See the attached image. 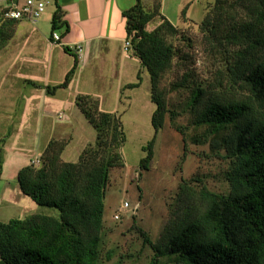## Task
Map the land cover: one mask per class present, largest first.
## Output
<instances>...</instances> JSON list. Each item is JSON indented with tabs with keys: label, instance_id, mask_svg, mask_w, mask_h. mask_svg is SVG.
I'll return each mask as SVG.
<instances>
[{
	"label": "trees",
	"instance_id": "1",
	"mask_svg": "<svg viewBox=\"0 0 264 264\" xmlns=\"http://www.w3.org/2000/svg\"><path fill=\"white\" fill-rule=\"evenodd\" d=\"M206 8L197 26L218 56L211 80L187 66L194 41L184 30V23H192L186 7L180 12L182 25L161 13L160 0L149 7L136 0L123 12L129 52L149 76L155 136L168 119L184 137V126L175 120L187 114L196 131L190 135L192 143L207 144L209 155L225 164L222 190L199 177L181 179L157 239L132 216L131 228L151 251L148 264H264V0H213ZM18 21L0 13V49ZM62 28L64 35L69 26L57 6L51 43L52 34ZM63 50L73 63L59 84L46 86L48 93L66 88L77 69L78 54L67 45ZM169 73L173 80L164 84ZM138 79L126 86H138L140 73ZM171 94L180 102L169 100ZM75 104L93 127L94 140L76 161H65L61 154L67 143L50 139L37 164L19 169L21 192L58 213L0 221V264H125L135 256L104 244L106 188L111 171L124 166L120 115L102 110L87 93H78ZM154 138L143 146L138 179L150 168ZM2 162L0 154V174Z\"/></svg>",
	"mask_w": 264,
	"mask_h": 264
},
{
	"label": "rangeland",
	"instance_id": "2",
	"mask_svg": "<svg viewBox=\"0 0 264 264\" xmlns=\"http://www.w3.org/2000/svg\"><path fill=\"white\" fill-rule=\"evenodd\" d=\"M212 3L213 0H184L186 15L192 21V23L190 21L184 23V30L194 41V50L187 66L196 76L208 80L212 79L217 69L218 56L209 45L203 42L202 33L197 24L204 17L206 7L211 6ZM175 4L176 2H173L168 10V15L172 20L177 19ZM48 6L46 10L51 14L52 6ZM26 26L37 31L33 38L36 41L39 37V39H44V42L49 37L50 18H42L35 25L27 24ZM152 27L153 24L147 26L148 29ZM16 30L17 26L13 36ZM56 31L59 32V30ZM12 38L0 49V139H4L3 144L0 145V154L3 159L0 174V221L2 222L10 218H25L38 212L57 215V209L38 205L21 192L17 182V173L29 162L37 164L43 146L50 139L66 142L67 145L61 157L65 161H76L82 148L92 142L95 137L93 127L73 101L66 103L65 108L59 110L64 117L58 119L55 115L58 112L56 110L49 112V118L43 115L44 108L40 107L38 103L40 100H37V96H33L35 100L31 103H27L26 99H21V97L18 98L23 90V85L18 79L21 58L17 57L21 43L18 37L13 41ZM18 59L19 62L14 66ZM9 60H11L9 65L12 64L17 71H6L5 66ZM129 62V68H125L122 74L125 85L120 88V91H116L115 88L117 72L105 73L99 80L100 73L88 67H83L79 72L75 71L73 77L77 79L75 81L71 79V87L68 90L56 89L48 93L47 85H42L40 88H43L45 96L53 98L54 103H57L56 99L61 97L69 100L68 95H72L82 82H85L86 87L89 86L95 90L99 82L102 84L106 76L109 77L101 93L103 104H100L96 95H91L99 101L102 110L120 115L125 141L120 147L124 166L111 171L110 181L106 188L104 244L107 249L117 247L119 253L126 251L135 255L132 260L125 261V264H148L151 251L142 244L139 235L131 228L132 216L135 217L137 224L148 232L152 240L157 239L169 216L168 206L176 194L181 179L199 177L212 189L222 190L225 187L222 177L225 164L209 155L207 144L192 143L190 137L196 131L189 124L187 114H182L175 120L177 125L184 126V137L168 119L155 136L151 125V115L155 105L150 99L149 76L144 70V72H137L134 69L136 65L134 66L132 61ZM139 73L140 84L127 87L129 82H138ZM171 80H173V73H169L163 83ZM54 92L55 97H53ZM174 97L175 95L171 94L169 100L175 101ZM47 102L45 107L54 108L52 101L47 100ZM153 138V159L150 168L142 171L141 178L138 179L139 163L146 153L143 146ZM124 202H127L129 206L124 207ZM115 214L119 215L118 219L114 218Z\"/></svg>",
	"mask_w": 264,
	"mask_h": 264
},
{
	"label": "crops",
	"instance_id": "3",
	"mask_svg": "<svg viewBox=\"0 0 264 264\" xmlns=\"http://www.w3.org/2000/svg\"><path fill=\"white\" fill-rule=\"evenodd\" d=\"M140 1L145 7H149L154 0ZM173 2H176L175 6L177 11V19L175 20H172L168 15V10ZM135 3L136 0H52L49 5L52 6L53 11L57 6L60 8L63 12V19L67 21L69 26L68 32L64 35H61L64 28L59 30L58 33L61 35V41L57 44L50 42V34L44 42V39H39V37L36 41L33 38H35L37 31L34 28L30 29L26 26L27 24L33 26L35 23L26 19L19 20L16 33L12 38L13 41V39L16 40L18 37L21 43L20 50H16L18 53L17 57L20 56L21 61L19 62L18 59L14 65L16 66L17 62H19L18 72L20 75L18 79H20L23 85V90L18 98L21 97V99H26L25 101L27 103H31L35 100L33 96H37V100H40L38 102L41 105L40 107L44 108L43 115L49 118V112L56 110L58 112L55 115L58 119L64 117V114L59 110L65 108L66 103H72V101L75 103V97L78 93L96 95L99 98L100 104H103L101 93L104 91L103 85L109 80L108 76H106L102 84L99 82L96 85L95 90H92L89 86L86 87L85 82H82L72 95H68L70 97L69 100H67L68 98L61 97L60 99H56L57 103H54L53 98L45 96L42 90L43 88L40 87L42 85L59 84L73 63V56L63 50V46L65 45L69 46L72 52L75 53L77 52L74 47L76 45L81 47V51L77 53L79 62L76 70L78 72L83 67H88L92 71L100 73L99 80H101V76L103 77L105 73H109L110 71L117 72V84L115 88L116 91H120V88L125 85V82L122 80L124 79L122 74L125 72V68H129V61H132L134 66L136 65L134 69L137 72L142 69L140 61L131 56L129 48L125 45V41L128 38L126 37L123 12L130 9ZM160 3L161 13L164 16L174 24H183L180 18V12L184 7V0H160ZM53 11L49 14L45 10L39 18H50V31ZM40 52L43 54L39 55L38 53ZM10 62L11 60L5 66L6 71H17L12 64L9 65ZM76 79L77 77H73L72 81ZM30 81L38 83L41 86L37 87ZM70 83L66 88L58 89L68 90L71 87ZM55 95L56 93L54 92L53 97ZM47 100L54 103V108L45 107L48 103Z\"/></svg>",
	"mask_w": 264,
	"mask_h": 264
},
{
	"label": "built area",
	"instance_id": "4",
	"mask_svg": "<svg viewBox=\"0 0 264 264\" xmlns=\"http://www.w3.org/2000/svg\"><path fill=\"white\" fill-rule=\"evenodd\" d=\"M51 2L52 0H0V13L5 18L14 20L26 19L32 23H36ZM52 40L54 43H59L61 41L60 34L54 32ZM125 45L126 47L129 46L128 40L125 41ZM74 49L77 53L81 51L79 45H76ZM123 206L128 207L129 204L124 202ZM114 218L118 219L119 215L115 214Z\"/></svg>",
	"mask_w": 264,
	"mask_h": 264
}]
</instances>
